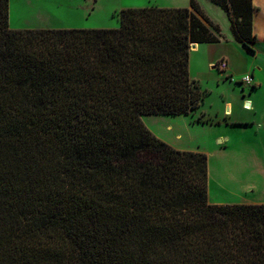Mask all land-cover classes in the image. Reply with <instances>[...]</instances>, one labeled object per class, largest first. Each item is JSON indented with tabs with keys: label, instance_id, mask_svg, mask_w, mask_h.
I'll list each match as a JSON object with an SVG mask.
<instances>
[{
	"label": "trees",
	"instance_id": "trees-1",
	"mask_svg": "<svg viewBox=\"0 0 264 264\" xmlns=\"http://www.w3.org/2000/svg\"><path fill=\"white\" fill-rule=\"evenodd\" d=\"M212 1L255 53L253 0ZM119 18L12 28L0 0V264H264V203H211L207 153L142 119L201 107L191 46L220 29L196 0Z\"/></svg>",
	"mask_w": 264,
	"mask_h": 264
},
{
	"label": "rangeland",
	"instance_id": "rangeland-1",
	"mask_svg": "<svg viewBox=\"0 0 264 264\" xmlns=\"http://www.w3.org/2000/svg\"><path fill=\"white\" fill-rule=\"evenodd\" d=\"M196 1L212 25L218 26L223 40L192 53L190 72L208 94L201 107L190 114H150L142 119L158 137L174 147L207 153L211 203H214L213 199L242 201L263 192L260 189L264 184V119L261 124L258 115L254 118L247 111L245 104L248 101L245 103L242 96L243 91L245 95L249 94L251 86L243 84L241 78L249 72L251 65L261 67L264 76V43L260 39L253 42L256 52H251L239 43L231 18L227 13L223 15L219 5L212 0ZM150 5L188 7L190 0H10V26L116 28L120 26L121 9ZM206 48L215 62L226 59L229 67L233 68L232 72L210 68L204 57ZM248 118L257 122L246 126L228 124L229 121ZM251 182L256 183L258 190L254 195L245 194L246 187L253 184Z\"/></svg>",
	"mask_w": 264,
	"mask_h": 264
},
{
	"label": "crops",
	"instance_id": "crops-1",
	"mask_svg": "<svg viewBox=\"0 0 264 264\" xmlns=\"http://www.w3.org/2000/svg\"><path fill=\"white\" fill-rule=\"evenodd\" d=\"M254 5V13H253V32L256 34V40L260 39L264 43V0H253ZM222 9V8H221ZM223 10V9H222ZM223 15L226 16V12L223 10ZM223 40L220 37L219 42H203V43H197L196 47L191 51V58H190V69L192 67V53L194 50L200 49V47H210L212 44L221 43ZM240 43V42H239ZM208 48H206L204 51L205 58L207 59V63L210 68H215V64L218 62H215L213 59L210 58L207 52ZM222 60V59H221ZM229 72L231 73L233 68L228 67ZM251 73L254 77V87L251 88L249 91V94L245 95V92L243 91L242 99L244 98V102H249L251 105V108L247 109V111L251 112L254 115H258V120L261 121L264 119V93L262 92L263 82H264V76L262 74V68L261 67H255L254 65H251L249 72L247 74ZM192 75V74H191ZM246 75V74H245ZM232 77L233 74H230ZM244 75H242L243 78ZM193 77V76H192ZM241 78V80H242ZM244 89V88H243ZM245 90V89H244ZM228 107L231 109V103L228 102ZM247 104V103H246ZM233 115V113H232ZM254 118H248L246 120H237V121H229L228 124L232 125H242L246 126L249 124H255L257 120H254ZM236 123H249V124H236ZM262 124V121H261ZM158 134V133H157ZM159 135V134H158ZM253 184H250L246 187L245 194H251L254 195L255 191L258 190V187L256 186L255 182H251ZM259 183V182H257ZM262 194L256 197L251 198H244L242 201L240 199L237 200H230L226 201L224 199H213L214 203H223V202H230V203H264V184L262 185V188L260 189ZM211 191V190H210Z\"/></svg>",
	"mask_w": 264,
	"mask_h": 264
},
{
	"label": "built area",
	"instance_id": "built-area-1",
	"mask_svg": "<svg viewBox=\"0 0 264 264\" xmlns=\"http://www.w3.org/2000/svg\"><path fill=\"white\" fill-rule=\"evenodd\" d=\"M215 67L219 68V69H221L223 71H226V70H228L229 65H228V62H227L226 59H222V60L218 61L215 64ZM241 81H242L243 84L245 83V84H248L249 86H251V88L254 87L253 86L254 85V77H253V75L251 73L244 75ZM249 106H250L249 103L245 104V107L247 109L250 108Z\"/></svg>",
	"mask_w": 264,
	"mask_h": 264
},
{
	"label": "water",
	"instance_id": "water-1",
	"mask_svg": "<svg viewBox=\"0 0 264 264\" xmlns=\"http://www.w3.org/2000/svg\"><path fill=\"white\" fill-rule=\"evenodd\" d=\"M196 44H197V43H193L192 46H191V48L194 49V48L196 47ZM247 104H248V103H247Z\"/></svg>",
	"mask_w": 264,
	"mask_h": 264
},
{
	"label": "bare ground",
	"instance_id": "bare-ground-1",
	"mask_svg": "<svg viewBox=\"0 0 264 264\" xmlns=\"http://www.w3.org/2000/svg\"><path fill=\"white\" fill-rule=\"evenodd\" d=\"M247 103H249V102H247Z\"/></svg>",
	"mask_w": 264,
	"mask_h": 264
}]
</instances>
